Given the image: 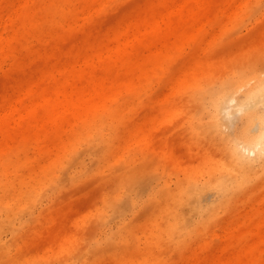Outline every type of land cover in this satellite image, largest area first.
Masks as SVG:
<instances>
[{
	"label": "rangeland",
	"instance_id": "obj_1",
	"mask_svg": "<svg viewBox=\"0 0 264 264\" xmlns=\"http://www.w3.org/2000/svg\"><path fill=\"white\" fill-rule=\"evenodd\" d=\"M257 82L264 0H0V264H264Z\"/></svg>",
	"mask_w": 264,
	"mask_h": 264
},
{
	"label": "bare ground",
	"instance_id": "obj_2",
	"mask_svg": "<svg viewBox=\"0 0 264 264\" xmlns=\"http://www.w3.org/2000/svg\"><path fill=\"white\" fill-rule=\"evenodd\" d=\"M246 94L252 99L258 95L264 96V82H257L247 90ZM246 108H249L246 112L243 108L238 110L241 113L238 120L244 119V127L237 130V133L235 131L234 135L224 137L225 142L235 143V146L231 150V152L233 151L231 169L234 170V173H223L218 180V184L223 190L244 183L245 169L256 168V165L264 168V110L257 112L251 104ZM223 112H225L226 118L230 117L231 112L227 107Z\"/></svg>",
	"mask_w": 264,
	"mask_h": 264
}]
</instances>
